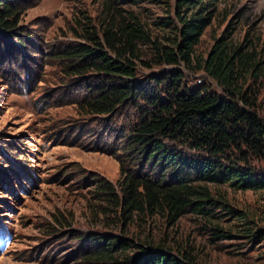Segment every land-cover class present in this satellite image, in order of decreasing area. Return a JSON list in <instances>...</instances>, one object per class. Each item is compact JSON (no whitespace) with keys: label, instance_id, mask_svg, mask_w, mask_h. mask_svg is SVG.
Listing matches in <instances>:
<instances>
[{"label":"rangeland","instance_id":"obj_1","mask_svg":"<svg viewBox=\"0 0 264 264\" xmlns=\"http://www.w3.org/2000/svg\"><path fill=\"white\" fill-rule=\"evenodd\" d=\"M102 2L17 0L16 28L0 31V264H81L82 253L92 249L88 235L101 233L130 242L163 241L189 252L197 264H264V239H249L245 230L264 227V189L237 188L221 178L194 181L206 184L218 203L210 216L188 211L172 225L161 214L125 219L103 193L101 183L120 197L126 174L157 178L165 172L168 180L171 169L128 150L126 134L141 115L136 106L111 115L86 111L98 78L70 74V63L59 56L85 42L82 23L98 24ZM118 3L161 40L157 22L167 14L166 0ZM225 33L229 46L247 48L263 63L264 0H216L214 17L194 48V70L167 65L151 44L140 45L136 79L184 68L191 84L204 82L221 91L197 64ZM249 85L264 116V76L246 78L244 86ZM168 144L190 160L205 155L182 143ZM248 161L264 172L263 161L253 156Z\"/></svg>","mask_w":264,"mask_h":264},{"label":"trees","instance_id":"obj_2","mask_svg":"<svg viewBox=\"0 0 264 264\" xmlns=\"http://www.w3.org/2000/svg\"><path fill=\"white\" fill-rule=\"evenodd\" d=\"M16 1L0 0V31L16 28ZM119 1L103 0L98 24L82 23L80 37L85 42L64 49L59 56L70 63L66 67L70 74L92 73L98 78L94 95L84 105L88 113L111 115L128 105L140 110L126 134L128 150L142 153L150 165L167 164L171 173L168 180L165 172L157 178L126 174L120 197L101 183L108 201L118 205L125 219L133 213L161 214L172 225L188 211L210 216L217 205L207 185L194 181L221 178L237 188L264 189V172L248 164L250 156L264 162V116L255 108L256 90L244 86L246 78L264 76V62L247 48L229 46L225 33L197 64L221 91L204 82L191 84L185 69H195L194 48L214 17L216 0H166L167 14L157 22L162 41ZM149 44L158 60L185 69L136 79L139 46ZM168 143H182L205 155L190 160ZM245 230L249 239H264V227ZM215 231L224 233L220 228ZM88 237L92 249L82 253L81 264H197L189 252L163 241L130 242L104 233Z\"/></svg>","mask_w":264,"mask_h":264}]
</instances>
